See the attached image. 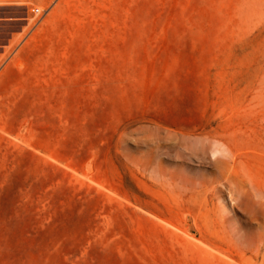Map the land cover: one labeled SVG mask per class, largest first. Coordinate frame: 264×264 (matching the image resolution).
Returning <instances> with one entry per match:
<instances>
[{"label": "rangeland", "instance_id": "rangeland-1", "mask_svg": "<svg viewBox=\"0 0 264 264\" xmlns=\"http://www.w3.org/2000/svg\"><path fill=\"white\" fill-rule=\"evenodd\" d=\"M8 16L0 264H264V0Z\"/></svg>", "mask_w": 264, "mask_h": 264}, {"label": "crops", "instance_id": "crops-1", "mask_svg": "<svg viewBox=\"0 0 264 264\" xmlns=\"http://www.w3.org/2000/svg\"><path fill=\"white\" fill-rule=\"evenodd\" d=\"M17 17H0V28L5 32V36L0 38V64L4 57L15 47L20 38L21 30H15L21 26V21Z\"/></svg>", "mask_w": 264, "mask_h": 264}, {"label": "bare ground", "instance_id": "bare-ground-1", "mask_svg": "<svg viewBox=\"0 0 264 264\" xmlns=\"http://www.w3.org/2000/svg\"><path fill=\"white\" fill-rule=\"evenodd\" d=\"M225 177L227 178V180L229 181V180H231V178H232V173L231 172H228V173H225ZM176 227V226H175ZM184 232V231H183ZM190 232V231H189ZM186 235H190L189 233L188 234H186ZM261 235V234H260ZM193 237V236H192ZM198 240H200V239H198ZM202 240V239H201ZM201 242V241H200ZM207 242V241H206ZM205 244V243H204ZM208 244V243H207ZM213 247V246H212ZM234 249V248H233ZM216 250V249H215ZM238 253H239V251H238ZM237 253V254H238ZM224 254V253H223ZM241 254V253H240ZM244 254V253H243ZM239 255V254H238ZM233 256H234V254H233ZM228 257V256H227ZM229 258H230V256H229ZM233 258V257H232ZM233 259H235V258H233ZM237 259H238V257H237ZM239 262V261H238ZM242 262V261H241ZM246 264V263H245Z\"/></svg>", "mask_w": 264, "mask_h": 264}, {"label": "built area", "instance_id": "built-area-1", "mask_svg": "<svg viewBox=\"0 0 264 264\" xmlns=\"http://www.w3.org/2000/svg\"><path fill=\"white\" fill-rule=\"evenodd\" d=\"M33 11H34L35 14H40L42 12L39 7L34 8Z\"/></svg>", "mask_w": 264, "mask_h": 264}]
</instances>
